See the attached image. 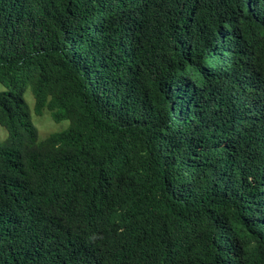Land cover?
Listing matches in <instances>:
<instances>
[{"label":"trees","instance_id":"trees-1","mask_svg":"<svg viewBox=\"0 0 264 264\" xmlns=\"http://www.w3.org/2000/svg\"><path fill=\"white\" fill-rule=\"evenodd\" d=\"M0 83V264H264V0H0Z\"/></svg>","mask_w":264,"mask_h":264},{"label":"rangeland","instance_id":"rangeland-1","mask_svg":"<svg viewBox=\"0 0 264 264\" xmlns=\"http://www.w3.org/2000/svg\"><path fill=\"white\" fill-rule=\"evenodd\" d=\"M4 88L5 87L0 83V90H2ZM25 98H26V100H27L29 106L31 107L32 112H33L35 98H34V94H33L32 90L30 88H28L26 90ZM33 121L39 130L40 137H45L52 132L64 130L69 126L68 120L56 122L52 119L50 112H47V111L42 116H38L37 114H35L33 112ZM6 134H7V132H6L5 128H3L0 125V140H3L6 136Z\"/></svg>","mask_w":264,"mask_h":264}]
</instances>
